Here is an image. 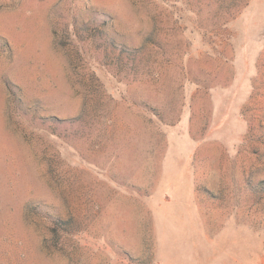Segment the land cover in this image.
I'll return each instance as SVG.
<instances>
[{
  "label": "rangeland",
  "instance_id": "obj_1",
  "mask_svg": "<svg viewBox=\"0 0 264 264\" xmlns=\"http://www.w3.org/2000/svg\"><path fill=\"white\" fill-rule=\"evenodd\" d=\"M0 264H264V0H0Z\"/></svg>",
  "mask_w": 264,
  "mask_h": 264
}]
</instances>
